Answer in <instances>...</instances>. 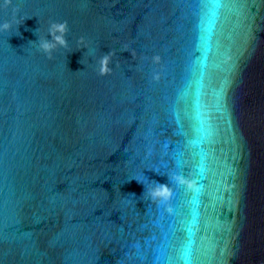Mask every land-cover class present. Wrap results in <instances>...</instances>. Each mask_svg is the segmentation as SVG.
Listing matches in <instances>:
<instances>
[{
	"label": "water",
	"instance_id": "water-1",
	"mask_svg": "<svg viewBox=\"0 0 264 264\" xmlns=\"http://www.w3.org/2000/svg\"><path fill=\"white\" fill-rule=\"evenodd\" d=\"M6 21L0 264H264V0H0Z\"/></svg>",
	"mask_w": 264,
	"mask_h": 264
},
{
	"label": "clouds",
	"instance_id": "clouds-1",
	"mask_svg": "<svg viewBox=\"0 0 264 264\" xmlns=\"http://www.w3.org/2000/svg\"><path fill=\"white\" fill-rule=\"evenodd\" d=\"M4 3L6 5L11 4V0H4ZM18 25L20 24L17 23V26ZM11 28H12L11 21H6L3 25H0V30H11ZM38 31L40 32V30ZM68 32H69V28L67 21L60 22V21L52 20L48 23L46 32L44 31L43 34H40L39 39L37 41H32L30 43L36 45L39 51H42L43 53L48 55L49 58H52V54L56 49L60 47L63 48L69 47V41L67 39ZM49 35L51 36V39L48 38ZM93 51H94L93 49H89L90 54ZM154 60L159 61V57L158 56L154 57ZM110 61H111V53L104 54L97 61L98 64L97 71L100 75H107L113 70L112 67H110ZM156 78L158 79V76ZM168 180L175 182L177 184L186 183L185 178L180 175L169 176ZM137 181L142 183L139 180ZM172 194H173L172 190L171 188L168 187V184H161L159 182H156V186L149 191V195L151 196V198L154 200H158L160 203L162 201L168 200Z\"/></svg>",
	"mask_w": 264,
	"mask_h": 264
},
{
	"label": "snow or ice",
	"instance_id": "snow-or-ice-1",
	"mask_svg": "<svg viewBox=\"0 0 264 264\" xmlns=\"http://www.w3.org/2000/svg\"><path fill=\"white\" fill-rule=\"evenodd\" d=\"M210 2H211L213 5H218L219 2H220V0H210ZM213 15L216 16V13H213ZM213 27H214V25H213ZM202 165H203V164H201L200 166L197 167V168H199V172H200V173H203V172H204V168H203ZM181 169H182V168H181ZM196 177H197V178H200V175L197 173V171H196ZM172 183L175 184V185H178V186H180V187H184V188H186L187 190L191 191L193 194H196V195L200 194V187H189V186H187L186 184H177V183H175V182H172ZM166 203H167V200L162 201L160 204H166ZM184 264H189V261H184Z\"/></svg>",
	"mask_w": 264,
	"mask_h": 264
}]
</instances>
